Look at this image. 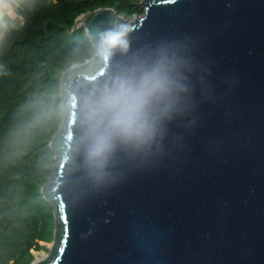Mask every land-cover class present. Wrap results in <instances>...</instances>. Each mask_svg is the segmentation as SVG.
I'll use <instances>...</instances> for the list:
<instances>
[{"label":"water","instance_id":"1","mask_svg":"<svg viewBox=\"0 0 264 264\" xmlns=\"http://www.w3.org/2000/svg\"><path fill=\"white\" fill-rule=\"evenodd\" d=\"M140 4L129 19L111 7L83 12L74 28L83 26L91 44L117 24L133 48L177 43L196 62L200 102L170 130L162 154L118 164L116 179L98 189L82 167L79 100L112 60L64 70L63 116L48 142L54 163L39 188L53 242L29 264H264V0ZM57 198L69 214L63 236Z\"/></svg>","mask_w":264,"mask_h":264},{"label":"trees","instance_id":"2","mask_svg":"<svg viewBox=\"0 0 264 264\" xmlns=\"http://www.w3.org/2000/svg\"><path fill=\"white\" fill-rule=\"evenodd\" d=\"M139 2L33 0L30 8L21 5L22 25L0 43V264H29L31 250L41 249L53 231L52 208L39 188L52 172L48 142L63 116L60 75L92 47L74 19L97 7L129 19L143 12ZM42 106L55 107L56 115L29 126Z\"/></svg>","mask_w":264,"mask_h":264},{"label":"clouds","instance_id":"3","mask_svg":"<svg viewBox=\"0 0 264 264\" xmlns=\"http://www.w3.org/2000/svg\"><path fill=\"white\" fill-rule=\"evenodd\" d=\"M21 0H0V43L21 18ZM119 53V57L116 54ZM108 56L106 76L83 89L79 100L78 146L87 180L98 189L116 179L125 161H147L162 154L170 130L196 110L197 65L181 47L167 40L133 48L126 26L117 24L96 34L81 59ZM73 67L69 62V70ZM57 113L41 107L29 126Z\"/></svg>","mask_w":264,"mask_h":264},{"label":"snow or ice","instance_id":"4","mask_svg":"<svg viewBox=\"0 0 264 264\" xmlns=\"http://www.w3.org/2000/svg\"><path fill=\"white\" fill-rule=\"evenodd\" d=\"M172 3H176L177 0H171ZM58 199V212H59V222H60V232L61 236L66 235L69 227L68 219L69 214L66 211V205L61 198ZM62 250V249H61Z\"/></svg>","mask_w":264,"mask_h":264},{"label":"rangeland","instance_id":"5","mask_svg":"<svg viewBox=\"0 0 264 264\" xmlns=\"http://www.w3.org/2000/svg\"><path fill=\"white\" fill-rule=\"evenodd\" d=\"M139 4H140V2H139ZM140 6H141V4H140ZM142 10H143V7H142ZM52 240H53V231L50 235V238L47 241H40L39 242V244L42 246L41 249H38V250L32 249L31 250L34 260L43 259L48 255L49 250H50L51 245H52V242H53Z\"/></svg>","mask_w":264,"mask_h":264},{"label":"crops","instance_id":"6","mask_svg":"<svg viewBox=\"0 0 264 264\" xmlns=\"http://www.w3.org/2000/svg\"><path fill=\"white\" fill-rule=\"evenodd\" d=\"M21 5H25L26 7L30 8L33 5V0H21ZM23 23L22 18L16 21V27L21 26Z\"/></svg>","mask_w":264,"mask_h":264},{"label":"bare ground","instance_id":"7","mask_svg":"<svg viewBox=\"0 0 264 264\" xmlns=\"http://www.w3.org/2000/svg\"><path fill=\"white\" fill-rule=\"evenodd\" d=\"M89 62V61H88ZM90 63V62H89Z\"/></svg>","mask_w":264,"mask_h":264}]
</instances>
